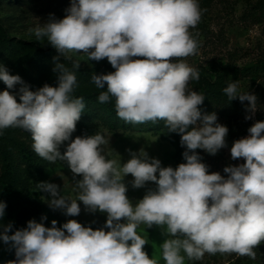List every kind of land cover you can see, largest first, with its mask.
<instances>
[{
    "label": "clouds",
    "instance_id": "9594fccd",
    "mask_svg": "<svg viewBox=\"0 0 264 264\" xmlns=\"http://www.w3.org/2000/svg\"><path fill=\"white\" fill-rule=\"evenodd\" d=\"M65 12L63 19L50 14L46 23L29 30L56 50L53 71L58 86L45 84L32 91L19 75L0 65V81L6 85L0 92V130L30 132L39 157L66 162L74 178L82 177L74 184L75 199L62 195L54 183L36 184L49 195L52 210L75 217L82 202L89 212L107 213L105 228L110 230H93L74 219L61 227L52 220V226L45 227L47 217L42 216L41 222L29 220L26 228L9 235L10 222L0 232V240L15 249L16 259L8 264H159L144 251L147 241L136 231L141 224L166 226L172 238L161 245L165 264H185V257L199 261L205 253L255 260L254 249L264 241V122H255L248 137L233 142L231 158L245 163L226 166L227 178L209 174L195 150L216 155L226 147L229 129L217 122L215 112L202 113L204 94L189 88L190 81L200 79L199 72L183 62L198 49L189 31L201 20L198 0H71ZM67 52L86 53L95 61L106 58L115 71L92 76L97 88L107 85L98 100L106 103L114 97L117 116L126 123L163 120L169 132L180 135L186 162L175 169L162 167L159 159L141 149L129 150L131 158L121 166L102 154L101 146L109 143L104 135L71 139L85 104L83 97L71 96L75 73L59 62ZM72 67L78 70L80 63ZM238 84L230 83L224 93L229 101H248L245 119H252L257 97L240 92ZM17 85L19 103L9 91ZM129 174L135 189L147 182L157 186L135 207L122 182ZM5 209L0 201V219Z\"/></svg>",
    "mask_w": 264,
    "mask_h": 264
},
{
    "label": "rangeland",
    "instance_id": "374dc122",
    "mask_svg": "<svg viewBox=\"0 0 264 264\" xmlns=\"http://www.w3.org/2000/svg\"><path fill=\"white\" fill-rule=\"evenodd\" d=\"M27 4L17 7L14 11H8L0 7V19L6 20L9 25V33L12 38L24 40L32 43L43 50H56L47 42V39L38 41L30 29H34L38 24L46 23L50 14H54L56 19H63L66 15L65 9L70 7L71 0H27ZM263 0H198L202 12L201 20L195 28L189 31L198 42V49L195 55L183 58L189 67L197 70L200 79L189 82V88L198 93L204 94V83L207 80L215 81V74L226 73L229 84L238 81L240 92H250L257 97V110L252 119H245L248 114L245 106L248 101L243 103L235 99V108L227 111H214L217 114V122L227 126L228 135L225 137L226 147L222 148V170L226 166H238L245 163L243 158L233 160L230 155V149L233 142L249 136L248 129L257 121L264 122V15H260L259 6ZM198 33V35H197ZM64 63L67 66L73 65V62H79L81 70H93L101 74L113 73L115 69L107 61L89 60L86 53L67 52L64 56ZM0 56V65L10 66L9 63L2 62ZM175 62V61H174ZM228 73V74H227ZM9 90L12 94L19 97L18 89ZM6 90V85L0 81V92ZM207 113H213L207 112ZM16 132L17 139L27 143L32 148L33 140L31 133L21 129L12 128ZM104 136L109 139V143L101 146L106 159L117 160L122 166L131 156V152L139 153L141 149L147 152L150 158H156L161 161L162 167L171 166L175 169L183 161L178 162L175 159V147L149 132H110L103 130ZM264 135V133H262ZM82 137L77 133L71 139ZM68 142H65L60 151L63 153ZM9 147V145H8ZM2 166L0 165V176ZM213 172H210L211 174ZM226 174V173H225ZM227 175V174H226ZM158 177V173H157ZM81 176H75L66 165H59L56 168L47 170V182L59 186L62 195L75 199L77 191L74 190V184ZM134 178L131 174L123 178V183L127 186L126 195L133 206L144 197L149 189L155 190L157 187L154 182H147L142 188L135 189L131 185ZM32 188V193L37 196L44 208L43 221L45 227H51V221H57V227H61L68 220H76L85 227H91L93 230L105 228L107 213L96 211L95 213L86 210L82 202L80 204L81 212L78 216L71 217L64 215L62 210H52L49 207L48 194L41 195L36 188ZM35 219L38 223L41 218L34 217L27 209L21 210L13 217L5 215L0 219V232H3V226L13 224H27L29 220ZM121 223H126L121 220ZM12 230L8 234H13ZM137 234L147 241L144 245V251L149 258H158L159 264H165L162 257L161 245L169 237L166 233V226L152 225L148 227L141 224L136 229ZM130 243V242H129ZM15 249L10 244H5L0 240V264H8L12 261ZM256 251V264H264V241L258 245ZM181 255H184L182 252ZM202 260L206 264H230L234 261L230 254L221 255L219 253L210 255L204 254ZM185 264H188L185 257Z\"/></svg>",
    "mask_w": 264,
    "mask_h": 264
},
{
    "label": "trees",
    "instance_id": "16d2710c",
    "mask_svg": "<svg viewBox=\"0 0 264 264\" xmlns=\"http://www.w3.org/2000/svg\"><path fill=\"white\" fill-rule=\"evenodd\" d=\"M27 0H0V7L8 11H14L17 7L27 4ZM260 15H264V0L259 6ZM57 53L53 50H43L32 43L24 40L12 38L9 33V25L6 20L0 19V56L2 62L9 63L6 68L11 75H19L22 80L30 86V90L36 91L45 84L56 87L57 74L53 71V57ZM64 63L61 57L60 61ZM73 71L77 78V84L71 96L73 98L83 97L85 104L84 112L76 123V130L72 133H80L82 137L92 136L96 133L104 135L103 130L110 132H149L159 136L162 140L171 143L175 147V159L186 162L182 153L186 150L180 144V135L169 132L163 120L153 123L151 121L143 124L126 123L117 116L115 109V98L110 97L106 103H101L98 96L104 89H99L92 82L94 74H101L93 70H75L72 65H65ZM228 74V73H227ZM226 73L215 74L211 80L204 83L205 100L200 105L202 113L211 111L232 110L235 108V99L229 101L224 89L229 85ZM19 103V97L17 98ZM16 132L12 128L0 130V201L6 203L5 212L9 217H13L21 210L27 209L34 217L40 219L44 216V208L39 198L32 193V188H36L41 195L47 193L40 192L36 187L37 183L47 182V170L56 168L59 165H66V162L57 160L49 162L39 157L33 148L27 143L17 139ZM71 137V138H72ZM9 145V147H8ZM201 157V162L208 166V171L218 172L225 178L227 175L222 170V150L216 155H210L202 149L195 150ZM27 224L17 225L13 228H26ZM234 261L230 264H256V259L252 260L247 256L231 254ZM188 261V264H206L202 259L199 261Z\"/></svg>",
    "mask_w": 264,
    "mask_h": 264
},
{
    "label": "crops",
    "instance_id": "0c3cea01",
    "mask_svg": "<svg viewBox=\"0 0 264 264\" xmlns=\"http://www.w3.org/2000/svg\"><path fill=\"white\" fill-rule=\"evenodd\" d=\"M15 259H16V256H15V251H14L13 256H12V261L15 260Z\"/></svg>",
    "mask_w": 264,
    "mask_h": 264
}]
</instances>
